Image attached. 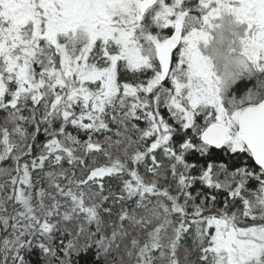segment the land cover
I'll list each match as a JSON object with an SVG mask.
<instances>
[{"label":"snow or ice","instance_id":"obj_1","mask_svg":"<svg viewBox=\"0 0 264 264\" xmlns=\"http://www.w3.org/2000/svg\"><path fill=\"white\" fill-rule=\"evenodd\" d=\"M0 165V264H264V0H0Z\"/></svg>","mask_w":264,"mask_h":264},{"label":"trees","instance_id":"obj_2","mask_svg":"<svg viewBox=\"0 0 264 264\" xmlns=\"http://www.w3.org/2000/svg\"><path fill=\"white\" fill-rule=\"evenodd\" d=\"M43 138H44L43 133H41V134H40V140H43ZM38 142H39V141H38ZM0 166H2V165H0ZM197 187H199V185H197ZM193 191H195V189H193ZM188 243H189V244L191 243V239H190V238H189V240H188ZM32 259L35 260V259H36V256L33 255Z\"/></svg>","mask_w":264,"mask_h":264}]
</instances>
